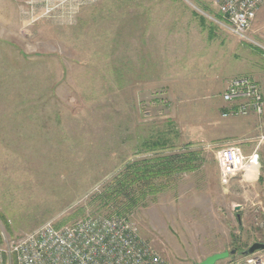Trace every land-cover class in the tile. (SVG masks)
I'll return each instance as SVG.
<instances>
[{
	"label": "rangeland",
	"instance_id": "rangeland-1",
	"mask_svg": "<svg viewBox=\"0 0 264 264\" xmlns=\"http://www.w3.org/2000/svg\"><path fill=\"white\" fill-rule=\"evenodd\" d=\"M210 17L216 0H0V249L110 216L166 264L264 243V115L219 117L231 79L264 100V53Z\"/></svg>",
	"mask_w": 264,
	"mask_h": 264
},
{
	"label": "built area",
	"instance_id": "built-area-1",
	"mask_svg": "<svg viewBox=\"0 0 264 264\" xmlns=\"http://www.w3.org/2000/svg\"><path fill=\"white\" fill-rule=\"evenodd\" d=\"M264 0H216L220 24L245 44L264 53V44L251 36ZM221 99L222 118L261 117L264 100L251 79L228 81ZM0 264H166L140 236L137 227L118 216L94 217L56 227L45 223L0 249ZM241 264H264V250L244 256Z\"/></svg>",
	"mask_w": 264,
	"mask_h": 264
},
{
	"label": "water",
	"instance_id": "water-1",
	"mask_svg": "<svg viewBox=\"0 0 264 264\" xmlns=\"http://www.w3.org/2000/svg\"><path fill=\"white\" fill-rule=\"evenodd\" d=\"M264 250V243H253L247 250H244L242 256L250 255L256 251ZM235 250L230 252L224 251L222 253L213 254L206 257L203 261L197 264H216L218 261L226 259L229 255H233Z\"/></svg>",
	"mask_w": 264,
	"mask_h": 264
},
{
	"label": "trees",
	"instance_id": "trees-1",
	"mask_svg": "<svg viewBox=\"0 0 264 264\" xmlns=\"http://www.w3.org/2000/svg\"><path fill=\"white\" fill-rule=\"evenodd\" d=\"M151 167H149V168H151ZM126 172L129 173L128 175L131 177L130 178L131 180H133V179H139L141 177V174L140 173L143 172V169H141L140 166L138 167V163H137V167L134 166V167L127 168V171ZM119 179L120 180L117 181V183L114 185L113 189L110 190V191H113V193H116V194H118V188L117 187H120V188L124 187L122 178H119ZM121 191L122 190H120V192ZM57 227H59V226H57Z\"/></svg>",
	"mask_w": 264,
	"mask_h": 264
},
{
	"label": "crops",
	"instance_id": "crops-1",
	"mask_svg": "<svg viewBox=\"0 0 264 264\" xmlns=\"http://www.w3.org/2000/svg\"><path fill=\"white\" fill-rule=\"evenodd\" d=\"M253 26V25H252ZM225 84V83H224ZM224 88H225V85H221V94H222V92H223V90H224ZM221 94H220V101H219V117H220V113H221V111L223 110L222 108H224L225 107V104L223 103V101H222V99H221ZM264 115V114H263ZM254 116H251V118H253ZM248 118H250V117H248ZM256 118V117H255ZM258 118V117H257ZM244 257V256H243ZM243 260V259H242ZM241 263H242V261H241Z\"/></svg>",
	"mask_w": 264,
	"mask_h": 264
}]
</instances>
